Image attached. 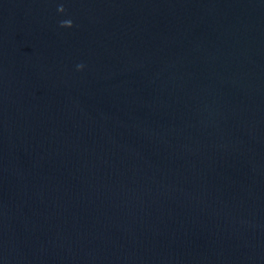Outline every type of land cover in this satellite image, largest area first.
Wrapping results in <instances>:
<instances>
[{
  "label": "water",
  "instance_id": "95a60500",
  "mask_svg": "<svg viewBox=\"0 0 264 264\" xmlns=\"http://www.w3.org/2000/svg\"><path fill=\"white\" fill-rule=\"evenodd\" d=\"M0 264H264V0H0Z\"/></svg>",
  "mask_w": 264,
  "mask_h": 264
},
{
  "label": "clouds",
  "instance_id": "9594fccd",
  "mask_svg": "<svg viewBox=\"0 0 264 264\" xmlns=\"http://www.w3.org/2000/svg\"><path fill=\"white\" fill-rule=\"evenodd\" d=\"M58 11L60 12V13H65V8L61 5L59 8H58ZM74 25H73V23L70 21V20H68V21H62L61 22V27H64V28H72ZM82 67V66H81Z\"/></svg>",
  "mask_w": 264,
  "mask_h": 264
}]
</instances>
